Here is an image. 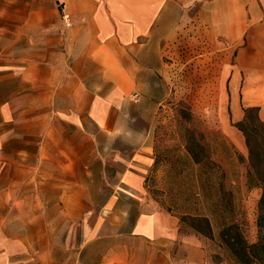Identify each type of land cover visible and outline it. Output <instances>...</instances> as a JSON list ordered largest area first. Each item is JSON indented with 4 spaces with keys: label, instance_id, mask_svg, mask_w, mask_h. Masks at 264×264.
Listing matches in <instances>:
<instances>
[{
    "label": "crops",
    "instance_id": "0c3cea01",
    "mask_svg": "<svg viewBox=\"0 0 264 264\" xmlns=\"http://www.w3.org/2000/svg\"><path fill=\"white\" fill-rule=\"evenodd\" d=\"M55 1L0 28V264H205L147 196L152 126L183 90L248 155L264 0Z\"/></svg>",
    "mask_w": 264,
    "mask_h": 264
},
{
    "label": "rangeland",
    "instance_id": "374dc122",
    "mask_svg": "<svg viewBox=\"0 0 264 264\" xmlns=\"http://www.w3.org/2000/svg\"><path fill=\"white\" fill-rule=\"evenodd\" d=\"M57 5L55 0H0L1 31L17 29V35L23 36L19 32L23 15L60 11ZM178 94L184 98L179 100L171 91L157 110L152 126L155 163L147 171L144 188L158 207L179 218L181 233L196 234L206 252L205 264H234L219 240L223 217L214 207L216 202L211 203L219 198L217 184L222 180L226 188L223 196L233 204L230 224L238 225L248 244L257 239L256 214L262 188L246 184L247 153L229 145L214 118L193 108L192 97L189 101L183 90ZM197 158H204L210 167L206 190H201L200 196L201 164Z\"/></svg>",
    "mask_w": 264,
    "mask_h": 264
},
{
    "label": "trees",
    "instance_id": "16d2710c",
    "mask_svg": "<svg viewBox=\"0 0 264 264\" xmlns=\"http://www.w3.org/2000/svg\"><path fill=\"white\" fill-rule=\"evenodd\" d=\"M236 126L243 133L248 149L246 184L249 188L253 185L262 188L261 197L257 205L256 226L258 234L256 241L248 244L238 225L230 224L233 204L231 203L232 201L223 196L226 193V188L222 180H219L217 184L218 190L216 189L219 193V198L211 203L216 202L214 207L223 217L221 220L223 227L219 231V240L227 252V256L234 264H264V122L258 118V110L256 108H247L242 121L237 123ZM197 164H201V168L198 169L200 196V191L206 190L210 167H208L204 158H197ZM200 217L206 220V217L201 215Z\"/></svg>",
    "mask_w": 264,
    "mask_h": 264
}]
</instances>
